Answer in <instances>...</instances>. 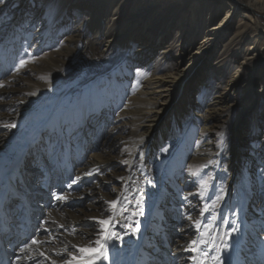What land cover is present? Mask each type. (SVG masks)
I'll return each mask as SVG.
<instances>
[{"label": "bare ground", "instance_id": "obj_1", "mask_svg": "<svg viewBox=\"0 0 264 264\" xmlns=\"http://www.w3.org/2000/svg\"><path fill=\"white\" fill-rule=\"evenodd\" d=\"M261 16L264 17V0H5L0 5V37L5 30L10 34L8 32V40L3 45L0 40L3 47V53L0 52V127H5L0 130L2 231L11 237L20 235L16 218L21 220L23 229L27 219L32 223L31 214H40L35 208L41 207L44 200L57 197L59 189H63L65 199L71 189L81 188L78 182L84 176H95L94 172L107 170V164L114 158L119 161L117 168L122 169L116 174L117 184L111 189L113 198L108 200L116 203L107 202L111 211L105 217L98 212L90 215L92 217L75 212L69 206L76 197L73 194L67 203L58 202L59 212L53 213L47 227L39 226L41 236L34 239L37 241L32 242L34 246L29 243L15 255L10 253L11 264H158L154 252L163 249V245L150 241L146 233L153 219L162 222L163 217L158 214L164 184L158 178L159 158L165 159L174 148L175 142L170 143L168 119L180 105L183 109L178 111L177 117L199 112L197 132L207 138L221 133L220 128L232 119L227 153L223 149L224 138H208L218 141L211 148V154L214 153L211 159L219 167L227 160L226 187L218 183L215 193L222 192L224 198L229 190L232 164L243 155L256 174L263 173L258 199L251 205L260 211L257 219L264 222V20ZM10 24L13 26L5 28ZM23 44L28 45L35 57L33 63L38 65V70L48 73L46 80L38 77L32 65L19 66L16 51ZM78 47L81 50L75 56ZM105 62H113L111 68L119 72L113 86L105 82L96 89L97 94L110 101L107 113L98 103L93 113L88 108L80 120L68 125V130L74 138L78 135L84 138L83 134L88 135L89 130L92 134L91 125L98 119L103 122L105 115L112 117L111 113L116 116L121 112L129 114L128 119L133 122L130 123L131 133L123 142H117L116 138L111 141L108 151L97 161H91L93 165L79 163L77 174L72 176L77 181L75 184L70 178L72 162L67 157L62 173H55L53 189H46L51 183L48 176L40 183L34 178L26 179L24 187L21 165L25 167L28 163L26 149L33 144V139L38 145L41 143L35 138L38 131L26 138L21 136L32 131L37 123L46 122L51 110L56 120L61 119L65 107L58 112L59 102L65 101L79 84L84 87V98L92 93L97 86L95 76L106 71ZM34 73L35 82L24 93H16V83ZM128 83L133 89L126 93L124 84ZM12 96L16 98L12 100ZM187 123L181 127L184 129ZM164 125H167L164 137L154 143L153 138L160 137H154L156 129ZM128 143L133 147L123 149ZM194 146H184L182 159L197 155ZM201 153H198L200 158L209 156V153ZM84 154L79 153L78 162ZM221 154L225 156L223 159H219ZM36 162V168L43 164ZM94 187L95 183L90 189ZM8 190L12 191L17 204L11 213L8 198L6 200ZM40 190L45 193L38 198ZM171 202L173 206L168 205V210L176 205L175 201ZM188 207L193 208L194 204ZM222 209L221 205L215 208V217ZM93 216L99 223L89 221ZM101 220L105 221L103 225ZM87 226L91 230L86 229ZM187 229L183 227L179 231L171 254L173 264L178 252L182 259H187L186 251L192 247L200 252V257L196 256L198 264H216L218 253L214 246L207 247L208 242L203 238V242L191 246L190 242L196 237L190 240ZM113 232L119 238L105 241V235ZM184 238L187 240L180 250L177 245ZM4 239L9 238L0 235V246H5ZM105 243L109 258L97 261L95 253ZM254 244L262 257L264 229ZM249 259L250 264H256L252 256ZM186 264H191L190 258Z\"/></svg>", "mask_w": 264, "mask_h": 264}, {"label": "rangeland", "instance_id": "obj_2", "mask_svg": "<svg viewBox=\"0 0 264 264\" xmlns=\"http://www.w3.org/2000/svg\"><path fill=\"white\" fill-rule=\"evenodd\" d=\"M261 18L264 20L263 16H261ZM12 26L13 25L10 24L5 28H10ZM8 32V30H5L4 36L0 37L2 45L8 40L6 38ZM2 45H0L1 53H3ZM21 46L16 51L19 66L32 65L34 71L38 72V77L41 78L42 81L46 80L48 73L42 69H39V71L38 65L33 63L35 57L29 52L28 45L23 44ZM79 50H81L80 47L75 51V56L79 53ZM21 61H24V63L21 64ZM112 63L113 62H105L104 68H106V71L95 76L94 82L97 86L92 93L87 94L84 98V87L79 84L78 87L75 89L73 88L74 90L72 89L67 95L65 101L61 100L59 102L58 112L65 107V110L60 114L61 119L56 120L57 117L53 110H51L46 122H39L32 131L23 133L21 138H26L29 134H34L38 131L35 138H38L41 143L38 145L36 140L33 139V144L29 145L26 149V151H28V163H26L25 167H22L21 165V174L22 177L25 178V184H23L24 187L27 186L26 179L34 178V181L40 180V183L44 176H48L51 183L46 186V189H53L56 178L55 173L58 172L59 175L62 173L65 160L68 159L67 157H70L71 160L69 161L72 162V175L70 178L71 180H74L75 177L72 176L73 174H77V166L79 163H87V165L90 166L93 165V161H97L105 151H108L111 141H114L116 138L117 142H123V140L129 136L131 133L130 129L132 128L130 125L133 124V122L128 119L129 114L121 112L116 116H113L114 112L111 113L112 117L109 114L105 115V120L103 122L98 121V119L95 124L91 125L92 134L90 132L91 130H89L88 135L83 134L84 138H80V135L74 138L75 135L68 130V125H70L72 121L80 120L81 116H84V114L87 113L88 108L91 113H93L96 104L98 103L103 106L105 113H107L106 111L110 101L105 99L103 95L97 94L96 89L105 82H108L113 86L114 79L119 77V72L117 73L113 70V67L111 68ZM116 69L119 70L117 67ZM33 82H35V73L32 74V76L23 79V82L19 81L16 83V93H24ZM124 85L126 86L127 93L132 86L130 83ZM112 93H115L114 89L112 90ZM11 98L14 100L16 96H12ZM32 101L33 99L30 100V103ZM182 109L181 105L178 106L177 112L168 119V131L171 135L170 143L175 142L174 148L165 159L156 157L161 160L159 162L161 167L158 170V178L164 184L161 190V203L159 205L160 212L158 214L159 217L163 218L161 219L162 222L153 219V225L148 229L146 235H149L150 241L155 240L160 242L163 245V249H155L157 252H154V258H158V264H173L174 260L172 259L171 254L174 253L173 247L179 236V231L183 227H188L187 231L190 232V240L195 236L196 238L193 239L196 240L197 243H201V239L203 238L208 242V244H205L208 245L207 247L210 245L214 246V249L218 253L216 264H240L239 261H242V264H250L249 256H252L256 260V264H260L259 260L263 263L264 255H262V257L258 255L257 252L259 249L258 247H255L254 241L256 238L260 237L261 232L264 229V222L261 221V218L259 217L257 219V214L260 211L257 212V208L251 205L258 199V190L263 179V173L257 172L256 174L254 167H252L245 160V157L241 155L238 160L232 164L233 170L228 182L229 190L226 191L224 198L222 199V192L216 194L215 190L218 183H220V187H226V182L228 180L226 167L227 160L224 159L220 167L212 160L214 153L211 154V151L213 147L218 144V141L212 142V140H209L208 138H224L222 143L224 145L223 149L226 151L229 138L231 137L229 129L231 127L232 119H228L220 128L221 133H216V135L212 134V136H208L207 138V136H201L197 132L198 123L196 115H198L199 112L191 111L187 116L177 117L178 111H182ZM187 121L188 123L183 129L181 125ZM165 127H167V125L156 129L154 137H160L153 138V140H155L154 143L164 137L163 131H165ZM4 128L5 127L1 126L0 130ZM87 132L88 131H86V133ZM184 146H194V148L198 150L197 155L193 158H189L190 156L188 155L185 160L182 159L184 154L183 150L185 148ZM132 147V143H128L127 145L124 144L122 146L125 150ZM202 151L207 154L209 153V156H201L200 158L198 153L202 154ZM82 152L85 153L84 157L78 162L77 157L79 156V153ZM224 155L226 154L224 153ZM224 157L225 156L221 154L219 159H223ZM36 161H41L43 164H38V168H36ZM205 164L208 166L207 168H205ZM117 165H119V161L114 158L112 162L107 164V170L99 173L94 172L95 176H84L80 182H78L81 183V188H79V190L71 189L70 192L66 193L65 199H63V189H59L58 194L60 197L59 195L57 197H48V199L41 203V207L35 208L36 213L40 211V214H31V219H34L32 220V223L31 220L27 219L24 227L25 229H21L22 222L20 219L16 218L15 222L20 235L16 234L14 237H11L10 234H6V232L2 231L3 226L1 225V236L20 240L18 242L19 245L11 252V255H15L21 247L28 245L29 243H31L30 246H34V244H32L33 240L41 236V234H39L41 231L38 230L39 226L40 228L43 226L47 227L52 220L50 218L54 216L55 212H59V209L56 207L58 202H63L64 200L67 203L70 199L68 197L73 196V194L76 197L72 200V203L69 206L71 209L75 210V212L84 217L98 212L102 217H105L109 210L111 211V209L108 208L109 204H107V202L112 196V187L117 184L116 174L122 171L121 168H117ZM97 182H100L99 186H96ZM28 183L30 184L31 182L28 181ZM94 183L95 187L92 188L94 190L92 191L90 188ZM100 188H102V190H100ZM40 191L41 192H38V198H41L42 194L45 193L44 190ZM11 192V190H8L6 197V200L8 198L7 204L9 213L17 207L16 202H14L15 196ZM172 200L175 201L176 205L174 208L168 210V205L173 206L171 202ZM191 203L194 204L193 208L188 207ZM206 205L207 209L205 210ZM219 205H221L223 209L221 214L218 217H215L214 211ZM177 206L181 209L177 210ZM186 207L189 208V211L185 210ZM251 210L252 213L250 214ZM201 212H204L205 216H202ZM94 217L95 216L92 218L93 221H89L99 223V220L95 221V218L97 217ZM197 221L199 222L198 224ZM232 227H235L237 231L229 235ZM26 229L31 230V234H26H30L28 239L24 236V231H26ZM86 229L91 230V227L87 226ZM186 240L187 239L185 238L181 240L179 246L177 245V248L179 247L180 250L184 249L183 243L186 242ZM225 244L228 245L227 248L224 247ZM145 250L149 251L152 249ZM159 250H162V252ZM191 250L186 251L187 257L190 258L191 264H198L196 260L200 257V252H197V250H192V252ZM186 253H184V255H186ZM257 255L258 259L256 257ZM196 256L199 257L196 258ZM188 258L182 259L181 252H178L176 254L175 262L178 264H186Z\"/></svg>", "mask_w": 264, "mask_h": 264}, {"label": "snow or ice", "instance_id": "obj_3", "mask_svg": "<svg viewBox=\"0 0 264 264\" xmlns=\"http://www.w3.org/2000/svg\"><path fill=\"white\" fill-rule=\"evenodd\" d=\"M4 3H5V0H0V5H2V4H4ZM23 63H24V61H21V64H23ZM12 126L14 127V125H12ZM221 135H222V134H221ZM77 179H78V178H77ZM76 182H77L76 180H73V181H72L73 184H75ZM218 199H219V197H218ZM108 203L115 204L116 201H110V202H108ZM206 209H207V205L205 206V210H206ZM109 219H111V218H109ZM100 223L103 225V224L105 223V221L101 220ZM198 223H199V222L197 221V224H198ZM109 227H111V225H109ZM236 231H237V229H236L235 227H232V228H231V232L229 233V235H231L232 233H234V232H236ZM113 238H119V237H118V234L115 233V232H113V233H111L110 235H105V241H108V240L113 239ZM36 242H37V241L33 240V243H36ZM201 242H203V241H201ZM97 243H99V241H97ZM196 244H197V241H196V240H193V241L190 242V245H191V246H195ZM224 247L227 248L228 245L225 244ZM192 250L195 251L196 248H195V247H192ZM81 251H84V249H81ZM95 257H96V260H97V261H107V260H108L109 257H108V253H107V244H106V243L100 246L99 251H97V252L95 253ZM193 259H194V258H193Z\"/></svg>", "mask_w": 264, "mask_h": 264}]
</instances>
